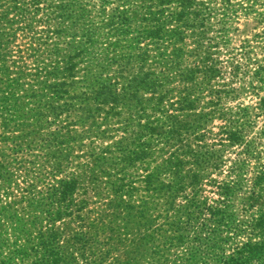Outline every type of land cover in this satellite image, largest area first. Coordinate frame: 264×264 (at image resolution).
Wrapping results in <instances>:
<instances>
[{"label":"trees","instance_id":"obj_1","mask_svg":"<svg viewBox=\"0 0 264 264\" xmlns=\"http://www.w3.org/2000/svg\"><path fill=\"white\" fill-rule=\"evenodd\" d=\"M82 1L0 0V151L11 139L9 132L18 131L12 139L42 143L43 155L13 166L23 170L25 164L45 162L55 171L46 196L39 198L36 191L24 188L20 197L13 195L5 204L1 201L12 196L16 185L0 175V264H94L99 257L86 251L99 246L116 253L117 264H262L264 250L257 238L264 228V210L257 204L264 203V158L253 151V141H244L252 128L249 108L225 107L240 99L243 88L234 84L246 72L231 56L226 38L207 36L213 11L202 7V0L142 2L144 14L131 45L122 46L127 31L119 20L124 16L114 15L103 25L109 43H98L89 32L85 45L74 48L73 55L58 65L52 59L57 45L32 29L34 15L40 4L74 8ZM106 2L88 1L94 7ZM258 3L239 0L237 11L253 10L264 19V12L253 8ZM221 4L231 7V0ZM224 24L217 30L220 35ZM22 31L26 49L16 44ZM188 35L194 39L193 49L185 46ZM22 52L38 58L36 88L23 95L33 106L26 118L19 95L24 88L18 61L22 62ZM81 62L86 64L84 78L51 88L50 81L73 75ZM255 65L247 78L259 98L254 114L259 117L264 116V59ZM78 94L81 107L75 116L90 121L89 129L73 123L68 113L59 131L61 141L44 133V120L57 116L53 101ZM102 107L107 108L105 117ZM122 121L126 126L121 130L108 129ZM115 131L122 132L117 139ZM258 135L264 139V123ZM87 138L95 151L91 161L75 171L73 163L88 155L82 142ZM235 147H243V155L255 162L247 193L242 192V161H233L227 169L232 181L229 175L221 178L224 152ZM4 163L12 165L7 158ZM66 169L71 171L63 173ZM100 194L110 200L91 220L84 208ZM236 200L241 209L234 208ZM46 204L52 208L44 210ZM236 212L250 214L251 219L237 221ZM62 219L69 222L56 226ZM11 225L13 237L8 238ZM246 228L250 232L244 236Z\"/></svg>","mask_w":264,"mask_h":264},{"label":"rangeland","instance_id":"obj_2","mask_svg":"<svg viewBox=\"0 0 264 264\" xmlns=\"http://www.w3.org/2000/svg\"><path fill=\"white\" fill-rule=\"evenodd\" d=\"M89 0H83L81 5H77V7L74 8H68V7H62L58 8V4L55 3V6L49 7L45 4H40L39 11L35 13L34 19L32 22V29L38 36H49L48 43L51 45L56 44L57 48L52 49L53 52H57L58 54L55 55V57H52V59H55V63L58 65H63L62 61L64 58L70 57L73 55V49L76 47L79 49L81 45H85V42L88 39V33L90 32L93 39L100 42L101 44L106 45L109 43V40H107L104 36V26L108 23V21L114 16H118L119 18L121 15L124 16L123 20H119V22L124 21V29H126L127 34L126 36L123 35V40L121 41L122 46H129L131 45V41L135 35V26L138 23V20L141 18V16L144 14L140 10V5L142 2H148L149 0H107L105 4H98L95 7L92 6V4L88 3ZM259 3L254 5V10L258 11L259 13L264 12V0H258ZM239 0H231V7H226L221 4V0H215L213 2L208 3L207 0H202V7L204 8H210L213 12L209 19V23L211 25L210 29L211 32L207 33V36L211 38L217 39V37L223 36V38H226L229 42L228 49L231 50V56H234L235 60L239 63H242L245 65L244 72H246L245 77H243V80L239 82L241 79L239 76L235 81L234 87H242L243 93L240 96V99L238 101L228 103L225 105L226 108H234V111L236 108L239 107H246L249 108L250 111V123L252 125V128L250 131L245 132L246 136L244 138V141L246 143L252 142L253 151L257 153V156L260 159L264 158V139L259 137L258 131L260 130L261 126L264 123V116L255 117L254 114L256 113L255 108L257 107L258 103V96L254 95L253 92H251V86L249 84L251 74L255 70V63H258L264 59V19L262 16H256V13L251 10V12H247L244 14V10L240 11L238 9L237 3ZM81 6V7H80ZM245 7V5H243ZM220 23L224 24V34L220 35L217 30L221 27ZM21 26V25H18ZM13 28H16V26H13ZM21 35H19L17 43L21 45V48L26 49V40L23 38L26 34L22 31L20 32ZM31 37V35H30ZM192 35H188L187 39L184 41L185 46L187 49H193L194 39L191 38ZM262 38V39H261ZM25 43V45L23 44ZM245 48H242L244 47ZM233 49V50H232ZM21 55H23V59L21 62V59H19V63L21 66H23L22 75H24V88L19 91V95L23 97L24 94H26L27 90L30 87H34L36 82V78H38V73L36 72V65H37V57H32L27 52H22ZM245 57L250 59V64L246 62ZM48 57H44L43 60H45ZM223 59V57H222ZM78 61V60H77ZM85 62H81L77 64L76 70L77 72L72 73L73 75H67L65 79H60L59 81H50L51 88H54L58 86V88H61V83L70 82L71 80L73 82H78L81 78H84L85 73V67L86 64H83ZM253 63V64H251ZM15 71H11L10 77H14ZM114 74V73H113ZM112 75V71L108 73V76ZM72 76H74L73 79ZM107 77V76H106ZM109 78V77H107ZM57 85V86H56ZM264 92L260 93V96L263 95ZM54 95V94H52ZM80 94L71 96L70 98H63L60 96L59 98H56L53 101V106L55 113L57 116L54 117H47L43 122V130L44 133H48L49 135H55L54 137H57V141H61L62 137L59 135V131L62 127L64 115H67L69 113V119L72 120L73 123H79L82 124L83 127H85V131L89 129V122L90 121H83V119H78L77 116H75V112L80 109L81 107V100L79 98ZM23 107L25 108L21 113L23 114L24 118L28 116L27 113H31L30 109L33 108L32 104L28 101L27 98L22 99ZM104 110L100 111V113L105 117V111L107 110L106 107H102ZM63 109V110H62ZM68 111V112H67ZM93 111L90 113V118L92 119ZM125 118V115H123V119ZM100 126H102L103 119L99 120ZM106 125V124H105ZM213 125L216 127L219 125L218 121H214ZM126 126V123L122 121L120 125H109L108 129L113 131L116 128H119L121 130L123 127ZM104 125L102 126V128ZM217 129L213 128V132H216ZM122 132H114V138L117 139V137ZM19 132L17 131H10L9 137H11L10 140L6 142V144L3 146V151H0V162L3 164V171L0 169V175H3L6 178H11L12 182L16 187L12 190V196L6 197L1 201L2 202H9L10 199H14V196L20 197V191L24 188L27 190H34L36 191V194L38 193V197H43L42 195H47V191L50 188V186L53 185L54 181L53 176L55 175V171L52 168L51 164H45V162H39L35 163V165L25 164L23 170H17L15 165L16 163L20 161H30L33 160L32 156H39L43 155V151L39 148V146L42 148V143H32L31 140L21 139V138H15L13 137L17 136ZM90 135L87 134L86 137ZM53 138V136H51ZM54 139V138H53ZM90 138L84 139L82 142L85 143L84 149L88 153L87 157H84L78 162L73 163V170L77 171L82 165L88 164L92 157L91 154L95 150H92V144L89 141ZM94 140V139H92ZM214 141V140H213ZM97 145V144H96ZM106 145V144H105ZM29 146V147H28ZM64 148V147H63ZM242 148H232L228 149L224 152V159L226 160V165L221 171V178L224 176H227L228 181H232L234 176L232 173L227 174V169L232 165L233 161L235 163L242 161L244 164V169L240 171V177L243 179L244 185H243V191L247 193L250 186V181L252 179V168L254 167V160L247 155H243ZM80 154V153H79ZM4 158H7V160H10L12 162V165L7 167V164L4 163ZM78 163V164H77ZM92 162L90 163V165ZM6 165V167H5ZM234 166V165H233ZM72 167V166H71ZM70 169V168H69ZM69 169H66L63 173H68V171H71ZM220 178V179H221ZM59 179V178H56ZM58 181V180H56ZM208 189V188H207ZM42 194V195H41ZM208 197L215 198L213 194H209ZM15 199H17L15 197ZM110 200V196L107 194H100L98 196H93V198L89 201V204L86 205L84 208V211H90V219L92 220L96 214L108 203ZM2 203V204H5ZM48 203V200L47 202ZM247 203H250L247 201ZM264 203H258L257 206L260 207L261 210H264ZM52 208L51 205L46 204L43 206V209H50ZM241 205L236 200L234 202V208L235 209H241ZM64 210V209H63ZM64 212V211H63ZM262 222H264V211L262 212ZM243 214V212H242ZM250 214L241 215V212H236L234 215L235 220L242 221V220H250L251 217H249ZM64 217V216H63ZM69 222V219H62L60 221H57L55 224L56 226H62L63 223ZM264 225V223H263ZM6 226V224H5ZM14 225H11L9 229H6V237L12 238L13 237V229ZM245 234L244 236H247L250 232L247 228L244 230ZM227 234L223 233L222 236H225ZM230 235V234H228ZM241 241H244L245 238H240ZM239 241V240H238ZM257 241L262 244V249L264 250V228H262V231H260ZM108 249L101 247L92 248L91 250H87V254H92L93 256L99 257L96 260V263L94 264H117L116 259L117 255L116 253L111 254L108 253ZM8 252V249H5L3 251V255ZM122 253V252H121ZM69 254V251L65 252L64 255ZM108 254H111L113 257L110 258V256H107ZM264 254V251H263ZM264 258V255H263ZM120 264H124L123 261H121ZM262 264H264V259Z\"/></svg>","mask_w":264,"mask_h":264}]
</instances>
